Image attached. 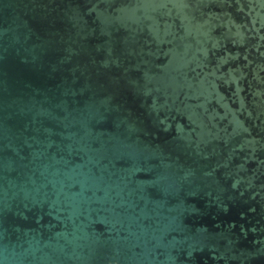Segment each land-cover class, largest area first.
I'll return each instance as SVG.
<instances>
[{
  "label": "water",
  "instance_id": "1",
  "mask_svg": "<svg viewBox=\"0 0 264 264\" xmlns=\"http://www.w3.org/2000/svg\"><path fill=\"white\" fill-rule=\"evenodd\" d=\"M0 264H264V0H0Z\"/></svg>",
  "mask_w": 264,
  "mask_h": 264
}]
</instances>
